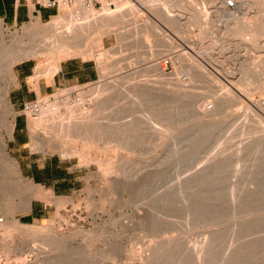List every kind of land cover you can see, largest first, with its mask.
Here are the masks:
<instances>
[{"label": "rangeland", "instance_id": "1", "mask_svg": "<svg viewBox=\"0 0 264 264\" xmlns=\"http://www.w3.org/2000/svg\"><path fill=\"white\" fill-rule=\"evenodd\" d=\"M96 1L97 15L126 16L125 23L100 32L99 28L77 32L81 36L70 40L74 41L70 45L80 46L77 52L76 48L64 47L58 54L44 53L43 58L29 60L39 69L35 76L48 79L63 59L81 56L96 63L95 55L111 52L110 59L97 61L108 62L105 68L99 64L101 72L97 66V81L56 89L38 99L51 96L55 103L47 105H59L67 116L64 105L70 95L72 101L80 100L79 93L96 97L95 103L106 95L107 103L100 101L108 105H103L102 114L116 118L110 120L114 125H96L88 140L82 134L83 139L80 135L65 139L45 125H36L32 119L38 114L24 115L22 109H13L9 96L17 85L15 66L10 75H5L6 71L0 74V93L11 85L5 114L0 106V141L13 162L11 165L5 159L0 144V264L43 260L39 252L49 250L46 244L53 240L64 241L56 248L61 259L68 263L77 260L78 264L87 260L97 264H194L190 249L172 257L170 251L172 245L174 249L177 244L197 239L203 255L207 252L216 260L218 253L220 256L231 247L238 259L264 260V2L257 7L254 1L253 5L249 2L247 10L235 13L245 25L257 17L255 24L258 22L256 26L261 29L248 23L262 30L260 45L254 47L252 36L243 39L232 35L234 23L216 9L217 13L210 0H162L172 6L168 11L173 19H178L173 29L165 23L164 13L157 16V0L153 6L143 0H127L134 11L124 0L110 5ZM86 8L79 10L85 20L92 17ZM54 15L51 21L28 23L40 28L25 36V47L52 41L70 26L66 11L59 8ZM258 15L263 18L258 20ZM56 19H62L58 34L52 28L42 29ZM28 24L15 28L0 24V42L13 46ZM113 30L121 32L120 37ZM173 39L176 50H170ZM88 50L92 57L86 55ZM181 53L185 57L179 61L176 57ZM165 60L170 63L164 68L165 76L159 78V71L148 65ZM126 74L127 80L116 81L120 89L108 90L114 85L109 76ZM97 87L102 90L95 91ZM228 90L236 95L234 99L227 96ZM84 107L91 114L97 109L95 104ZM80 108L78 105L77 110ZM16 117L30 125L29 144L23 154L19 152L21 157L25 159L30 152L34 159L55 158L81 177L75 194L64 197L66 202L47 219L32 223H21L16 216L35 198L31 182L8 146ZM117 124L129 132L120 129L118 134Z\"/></svg>", "mask_w": 264, "mask_h": 264}, {"label": "bare ground", "instance_id": "2", "mask_svg": "<svg viewBox=\"0 0 264 264\" xmlns=\"http://www.w3.org/2000/svg\"><path fill=\"white\" fill-rule=\"evenodd\" d=\"M101 2H103L104 3V5L105 4H111L112 2H114V1H116V0H100ZM125 1V4H130L129 6V8H130V10L131 11H134L135 9H133V7H132V5H131V3H129L127 0H124ZM144 2H145V4H147V5H149V6H153V3L152 2H154V0H143ZM211 2L213 1L214 2V7H215V10L217 9L218 11H221V14L222 15H226V17H228V20H230L232 23H234V25H233V29H232V31H233V34L231 33V32H229V33H231L235 38H245L246 36H252V43L254 44V47L255 46H259L260 45V35H263L264 34V32H263V34H260V32L262 31H260L259 29H257L258 27L260 28L261 26H256L257 24H258V22L255 24V20H257V17L255 18V16L253 17L254 19V21H252V19H251V22H247V25H245V24H240V19H238V17H236V15H235V13H238V12H240V11H245V10H247L248 9V7L249 6H251L250 4H249V2H251L252 3V1H254V3H252V5L254 4L256 7L257 6H260L261 4H263V2H264V0H245V1H235L234 0V3H235V7L234 8H228V7H226V6H224V2H223V0H210ZM159 6H157L156 4H154L155 6H157V8H159V9H157L156 7H155V9L154 10H156V13H157V16L159 15V13H164L163 15H164V18H163V16H162V18L164 19V21L166 20V24H168L169 26H171L172 27V29L173 28H175V26H176V21L178 20H174V19H176V16H175V18L173 19V15L171 14L170 15V12L168 11L172 6H168V4L167 3H164V2H162V0H157V1H155ZM191 2V1H190ZM189 2V3H190ZM84 5H88V6H86V7H88V11H89V14H92V17L90 18V19H84L83 18V15H82V17H81V13L82 12H79V10L81 11V9L80 8H83V9H86L87 10V8L84 6ZM82 6H84V7H82ZM148 6V7H149ZM174 7V6H173ZM212 7H213V5H212ZM256 7H254V8H256ZM59 8L60 9H62V10H64V11H66V14H67V18H68V20L69 21H71V22H69L68 20H67V22H69L68 24H70V26H67L66 25V28H65V30L64 29H62L63 31H59V34H58V31H57V29L59 30L60 29V23L62 22V19H56V20H53L51 23H49L48 24V26H46V27H42V29H49V28H52V31H54V30H56V34H58L57 36L55 35V37H53V39H52V41H49V42H46V41H44V42H42V43H40L39 42V44L37 43V45H35L34 44V46H31V47H29V48H27V47H25L24 46V41H25V36L26 35H29V34H33L34 33V30L36 31V29L38 30L40 27H38L39 25H29V26H27L25 29H24V34H23V36L21 35H18L17 37H16V39H15V41H14V45L13 46H9V45H7L4 41L3 42H0V74H1V72L2 71H6V74L5 75H10L11 73H12V70H13V67L16 65V64H18V63H20L21 62V59H30V58H36V57H42L43 58V56H44V53H49L50 54V52H56V54H58L57 53V51L59 52L62 48H64V47H70V48H72V50L74 49V48H76L75 50H76V52H77V49H80V46H79V48H77L75 45V47L74 46H72V44L70 45V43L71 42H74V41H70V40H73V39H77V35L79 34L80 35V33H77V32H81V34H82V32H84V30H87V32H88V29L90 28H92V30H93V28H96V29H100L98 32H100V31H104V29L105 28H107V29H111L112 27H115V26H120V25H122V24H124L125 23V20H124V17L126 18V16H122V15H118V16H116L115 14V16L113 15H97V12H95V9H94V6H93V2H88V3H84V2H82V1H79V2H76V3H73L72 5H68V4H65L64 2H63V0H60V4H59V7H58V10H59ZM176 8V7H175ZM83 9H82V11H83ZM113 9H115V8H112V10ZM182 9V8H181ZM179 10V9H178ZM216 10V11H217ZM130 11V12H131ZM159 11H162V12H159ZM182 11H183V9H182ZM214 11V10H213ZM218 11H217V13H218ZM234 11H236V12H234ZM256 11H258V10H256ZM85 12H87V11H85ZM155 12V11H154ZM197 12V11H196ZM101 13V12H100ZM128 13V12H127ZM177 13V12H176ZM198 13V12H197ZM248 13V12H247ZM259 13V12H258ZM99 14V13H98ZM132 14V13H131ZM133 14H134V12H133ZM220 14V13H219ZM75 15H77L78 17H73V16H75ZM218 15V14H217ZM247 15V14H246ZM252 15V14H251ZM253 15H254V13H253ZM85 16V15H84ZM88 16H90V15H88ZM160 16H161V14H160ZM134 17V16H133ZM198 17V16H197ZM225 17V18H226ZM258 20L259 19H261V18H263L262 16H261V18H260V16L258 15ZM181 18V17H180ZM251 18V17H250ZM66 19V18H65ZM203 19V18H202ZM201 19V20H202ZM223 19V18H222ZM264 19V18H263ZM64 21V20H63ZM197 21V20H196ZM262 21H264V20H262ZM137 22V21H136ZM199 22V21H198ZM189 23V22H188ZM202 23V22H201ZM227 23V22H226ZM248 23L250 24H254L257 28H253L252 27V25H248ZM263 23V22H262ZM63 24V23H62ZM164 24V23H163ZM178 24V23H177ZM260 24H261V22H260ZM188 25H190V24H188ZM200 25V24H199ZM229 25V24H228ZM259 25V24H258ZM59 26V27H58ZM148 26V28H151L153 31H155V29H156V27L155 26H153V25H150V24H148L147 25ZM147 26L145 25L144 27H146L147 28ZM254 26V27H255ZM55 27H58V28H55ZM62 27V26H61ZM199 27V26H198ZM201 27V26H200ZM229 27V26H228ZM147 28V29H148ZM42 29H40L41 31H44V30H42ZM54 29V30H53ZM158 29V28H157ZM261 29V28H260ZM61 30V29H60ZM83 30V31H82ZM51 31V30H50ZM69 31H71V32H73L74 33V31H76V33L75 34H73V33H69ZM89 31H91V30H89ZM93 31H96V30H93ZM115 31H117V30H113L112 31V33L113 32H115ZM149 31V30H148ZM151 31V30H150ZM153 31H152V33H153ZM157 31V30H156ZM155 31V32H156ZM263 31H264V29H263ZM37 32V31H36ZM48 32V31H47ZM86 32V33H87ZM118 32V31H117ZM117 32H115V33H117ZM154 32V33H155ZM41 33V32H40ZM43 33V32H42ZM85 33V32H84ZM83 33V34H84ZM111 33V32H110ZM148 33V32H147ZM229 33H228V35H229ZM31 34V35H32ZM108 34V33H107ZM118 34V33H117ZM119 34H122L121 32L119 33ZM119 34H118V36H119ZM207 34V33H206ZM227 34V33H226ZM31 35H29V36H31ZM105 35V34H104ZM213 35V34H212ZM211 35V36H212ZM231 35V36H232ZM81 36V35H80ZM123 36V35H122ZM121 36V37H122ZM214 36V35H213ZM27 37V36H26ZM120 37V36H119ZM233 37V38H234ZM263 37V36H262ZM51 38V37H50ZM61 38H63V39H65L67 42H65V41H62V39ZM216 38V37H215ZM170 39H171V37H170ZM165 40V39H164ZM242 40V39H241ZM169 41V40H168ZM167 40H166V42L165 43H167V44H171L170 42H168ZM174 41V39L172 40V42ZM250 41V42H251ZM146 42V41H145ZM175 42V41H174ZM174 42L171 44V48L172 49H170V50H174L175 48L174 47H172L173 46V44H174ZM217 42V41H216ZM244 43H246V45H247V43H248V41H244ZM251 43V44H252ZM75 44V43H74ZM249 44V43H248ZM166 45V44H165ZM174 45H176V42H175V44ZM154 46V45H153ZM81 47H83V46H81ZM169 47V45L167 46V48ZM230 47V46H229ZM26 48V49H25ZM174 48V49H173ZM82 50V49H81ZM176 50V49H175ZM67 51H69V50H67ZM70 51H71V49H70ZM79 52H80V50H79ZM78 52V53H79ZM82 52V51H81ZM180 52V51H179ZM65 53V52H64ZM69 53V52H68ZM72 53H73V51H72ZM83 53V52H82ZM87 53V54H86ZM86 55L87 56H90V57H92V54H93V52L90 50H88V51H86ZM111 53V52H110ZM110 53H108V52H104V53H99L98 55H95V58L97 59V61L99 60H102L103 58L105 59V58H107V59H110L111 58V56H110ZM172 53V52H171ZM178 53V52H177ZM60 55H61V53H59ZM62 54H63V51H62ZM42 55V56H41ZM64 55V54H63ZM73 55H76V53L75 54H73ZM84 56V55H83ZM185 57V55H182V53L181 54H178L177 55V57L176 58H178L179 59V61H180V59H181V61H182V59ZM58 58V57H57ZM93 58H94V56H93ZM90 59V58H89ZM113 60V59H112ZM98 61V62H99ZM170 62V61H169ZM108 63V62H107ZM107 63H105V62H102V63H99L100 64V66H103V68H105V67H107L106 65H107ZM116 63V62H115ZM111 64V63H110ZM113 65H114V63H113ZM117 65V64H116ZM110 66H112V65H110ZM109 66V67H110ZM148 66H152L153 67V69H156V70H158L159 72H157L158 73V76H159V78H163L164 76H165V74H164V66H162L161 68H160V63L158 64V63H156V64H152V65H148ZM182 66V65H181ZM191 66V65H190ZM201 66V65H200ZM129 67V66H128ZM147 67V66H146ZM150 67H148V68H150ZM194 67V66H193ZM196 67V66H195ZM194 67V68H195ZM115 68V67H114ZM133 68V67H132ZM131 68V69H132ZM190 68V67H189ZM198 69V65H197V68H196V70ZM112 70V69H111ZM195 70V69H194ZM193 69H191V71H194ZM57 71V70H56ZM190 71V72H191ZM52 73V72H51ZM38 74V73H37ZM122 74V73H121ZM127 74H128V72H127ZM121 75V76H115V78H111V76H109V78L113 81H115V83H114V81H113V83L111 84V85H113V87H110V88H112V89H108V90H113V89H115L116 91L118 90V89H120V87L121 86H119V85H117L116 84V81L118 80H120V79H122V78H125L126 77V80H127V78H128V76L129 75ZM130 74V73H129ZM144 74V73H143ZM120 75V74H119ZM39 76V75H38ZM37 76V77H38ZM36 77H34L33 79H35ZM39 78V77H38ZM37 78V79H38ZM108 78V79H109ZM32 79V80H33ZM123 80V79H122ZM117 81V82H118ZM232 81V80H231ZM110 82V81H109ZM122 82V81H121ZM216 82V81H215ZM107 85H109V84H107ZM110 85V86H111ZM123 85V84H122ZM106 86V85H105ZM104 86V90H105V88L107 87L108 88V86H106L105 87ZM94 87V86H93ZM147 87V86H146ZM107 88H106V90H107ZM11 89V85H9L8 84V86L6 87V88H4L3 90L1 89V93H0V106H3V110H2V113L3 114H5L4 113V107H6V104H7V97H8V93H9V90ZM99 89H101V87L100 88H96L95 89V91H99ZM102 90V89H101ZM114 90V91H115ZM123 90V89H122ZM114 91H112V92H114ZM125 91H126V89H125ZM132 91V90H131ZM224 91V90H223ZM229 92L227 93V96L228 97H230L231 99L230 100H232V98L234 99V97H236V95H234V93L231 91V90H228ZM244 91V90H243ZM94 92V91H93ZM100 92H102V91H100ZM105 92V91H104ZM107 92V91H106ZM226 92H227V90H226ZM96 93H98V92H96ZM96 93H95V95H96ZM128 93V92H127ZM80 94V100L79 101H72L71 99H70V96H69V99H68V101L65 103V107H66V109H67V111H68V114H67V116H64L63 114H62V112H61V108L59 107V105H58V103H57V108H54L52 105H47V104H53V103H55V102H52V101H50L49 100V98H51V96L50 97H48V99H39V100H41V101H43V104L40 106V110H39V113H38V118H34V119H32L33 120V122L36 124V125H38V123H39V125H45L47 128H51V129H53L54 131H56L55 133L57 134H59V133H61L60 135H63V137L65 138V139H77L79 136L78 135H80L81 137H79L80 139L82 138V135L83 136H85V137H83L84 139H87L86 137H88V134H92V131H93V129L95 128V126L97 125H102L104 128H105V126H104V124L106 123V128H108V127H111L112 125H114V124H112L111 125V123H110V120L112 121L114 118H112V117H106V116H104L103 114H102V110H104V109H102V107L103 108H105L103 105H106V104H102V102L105 100V98H106V95H104L105 96V98H101L102 99V102H100L101 101V99H100V101L99 102H94L93 100H94V98H96V97H92V98H89V97H86V96H84V95H81V93H79ZM99 95H100V93H98ZM115 94V93H114ZM113 94V95H114ZM102 95V96H103ZM57 96V95H56ZM103 96V97H104ZM204 96V95H203ZM99 97V96H98ZM97 97V98H98ZM101 97V96H100ZM99 97V98H100ZM99 98H98V100H99ZM114 98V97H113ZM112 98V99H113ZM56 99V98H55ZM104 99V100H103ZM107 99V98H106ZM111 100V99H110ZM220 100V99H219ZM109 101V100H108ZM116 101V100H115ZM86 103H88L89 105H92L93 106V104H95V106L97 107V109L96 110H94V111H96V112H94L93 114H91L90 112H86V110H85V104ZM104 103V102H103ZM105 103H107L106 102V100H105ZM113 103V102H112ZM114 103H116V102H114ZM46 104V105H45ZM219 104V103H218ZM81 106V108H80V110H77V106ZM223 105V104H222ZM106 106H108V105H106ZM218 106H220V105H218ZM95 107V108H96ZM124 109H122V111H123ZM206 110V109H205ZM115 111H117V110H115ZM1 113V114H2ZM115 114H117V112L115 113ZM122 115V114H121ZM216 115V114H215ZM260 115V114H259ZM113 116V115H112ZM120 116V115H119ZM197 116V115H196ZM116 117H118V115L116 116ZM112 118V119H111ZM204 118V117H203ZM105 120H108V121H105ZM114 120H117L116 118L114 119ZM36 121V122H35ZM153 121V120H152ZM204 121V120H203ZM129 122V121H128ZM131 122V121H130ZM121 127V125L120 124H117L116 125V127H117V129H116V127H115V129L116 130H118L117 132H118V134H119V131H120V127ZM122 125H124V124H122ZM125 126H127L126 124L123 126V127H125ZM133 126H134V124H133ZM128 127V126H127ZM119 128V129H118ZM97 129V128H96ZM111 129V128H110ZM114 129V130H115ZM123 129H125L126 131H128L129 132V130H127V128H123ZM99 130H103V129H99ZM122 130V129H121ZM125 130H122L123 132L125 131ZM96 131V130H95ZM125 131V132H126ZM142 132V131H141ZM122 133V132H121ZM82 134V135H81ZM117 134V133H116ZM87 135V136H86ZM106 135H107V133H106ZM123 135L124 136H126L127 137V133H123ZM78 136V137H77ZM121 136V135H120ZM62 137V136H61ZM77 137V138H76ZM106 137V136H105ZM133 137V136H132ZM82 138V139H83ZM120 138V137H119ZM122 138V137H121ZM99 139V138H98ZM111 139V138H110ZM88 140V139H87ZM120 142V141H119ZM124 142V141H123ZM109 143V142H108ZM0 144H1V147H2V149H3V152H4V157H5V159L8 161V163L9 164H11V163H13L12 161H11V159L9 158V156H8V154H7V152H6V150H5V143L3 142V141H0ZM119 145H120V143H119ZM123 145V144H122ZM127 145H129V144H127ZM118 146V145H117ZM120 147V146H119ZM121 148V147H120ZM254 161V160H253ZM12 165V164H11ZM118 172V171H117ZM129 176V175H128ZM256 214V213H255ZM254 214V215H255ZM252 216V215H251ZM252 220V219H251ZM255 220H257V219H255ZM254 220V221H255ZM66 241V240H65ZM196 241V240H195ZM62 244H64V241L63 242H61ZM61 243H59V241H55V240H53V241H51L50 243H47L46 244V246L48 247V249L49 250H44L43 248V250H39L40 252V254L39 255H41V256H43V260H38V262H35L34 264H78L77 263V260H76V262H70V263H68L65 259V261L67 262V263H65V261L63 260V259H61V257H59L57 254H56V251H57V249H59L60 248V245L59 244H61ZM176 243V242H175ZM177 243H179V242H177ZM199 241H198V239H197V242H194V243H192L191 241L190 242H187V243H185V244H182V245H180V244H177L175 247H174V249H173V245L171 246L172 248V250L170 251L171 253H170V255H171V257H172V255H174V254H176V253H179L181 250H182V252L183 251H188L189 249H190V253H192V254H190V257L192 256V258L194 259L193 261H191V262H193L194 264H264V260L263 259H261V258H257L256 257V259L254 258V257H250L251 258V260H247L246 261V259L244 260V259H242V258H239L238 259V257L236 258V254H237V251L236 250H233V249H226L227 251H225V252H223L220 256H219V253L217 254V253H215V254H217V260L216 259H214V258H211L210 256L208 257V253L206 252V254L205 255H203V252L204 251H200V246H199ZM61 244V245H62ZM45 246V247H46ZM166 245H162V247L161 248H164ZM62 247V246H61ZM234 247H235V249H237L236 248V245H234ZM57 248V249H56ZM47 249V248H46ZM240 249V248H239ZM238 249V250H239ZM206 250V249H205ZM240 251V250H239ZM242 252H244V251H241L240 253H242ZM35 253H37V251L35 252ZM239 253V254H240ZM212 254V253H211ZM214 254V255H215ZM39 255L37 256V257H39ZM209 255H210V253H209ZM220 258H219V257ZM238 256V255H237ZM241 257V256H240ZM253 258H254V260H253ZM264 258V257H263ZM249 259V258H248ZM25 261V260H24ZM78 261H80V260H78ZM27 262V261H26ZM98 263V262H97ZM96 262H88V260L87 261H85V263H83V264H97ZM187 263H188V260H187ZM24 264H27V263H24ZM104 264V263H103Z\"/></svg>", "mask_w": 264, "mask_h": 264}, {"label": "crops", "instance_id": "3", "mask_svg": "<svg viewBox=\"0 0 264 264\" xmlns=\"http://www.w3.org/2000/svg\"><path fill=\"white\" fill-rule=\"evenodd\" d=\"M54 14V9L43 7L39 0H0V24L5 27H20L32 24L33 20H36L33 23L38 24L50 18L51 21L58 15ZM94 60L96 63L81 56L63 59L58 63L57 71L48 79L46 76L37 79L35 75L39 69L36 70V66L29 59L22 60L14 67L17 85L13 87L9 96L13 109L21 111L25 102L49 95L56 89L88 85L97 81L100 66L97 60ZM34 77L36 78L33 79ZM28 128L30 129V125L28 127L16 117L8 142L11 154L20 161L23 174L35 191V198L30 201L29 207L16 214L21 223L47 219L51 212L66 202L64 197L77 192L81 180L71 166L62 165L61 161L55 158L34 159L30 152L25 159L21 157L22 150L29 144Z\"/></svg>", "mask_w": 264, "mask_h": 264}, {"label": "built area", "instance_id": "4", "mask_svg": "<svg viewBox=\"0 0 264 264\" xmlns=\"http://www.w3.org/2000/svg\"><path fill=\"white\" fill-rule=\"evenodd\" d=\"M82 1L84 3L93 2V5L96 7L99 3L96 0H63L65 4L72 5L73 3ZM39 4L48 9L58 10L60 0H39ZM225 6L228 8H234V0H226ZM170 62L168 60L163 61L160 66L167 67ZM50 100V98H49ZM43 104V101L38 98L33 101L25 102L22 106V112L24 115L36 116L39 113L40 106Z\"/></svg>", "mask_w": 264, "mask_h": 264}]
</instances>
